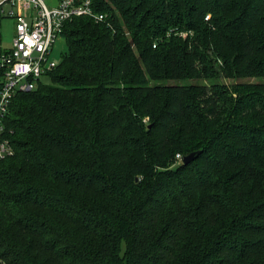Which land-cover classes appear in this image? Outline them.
<instances>
[{
    "label": "trees",
    "instance_id": "obj_1",
    "mask_svg": "<svg viewBox=\"0 0 264 264\" xmlns=\"http://www.w3.org/2000/svg\"><path fill=\"white\" fill-rule=\"evenodd\" d=\"M100 8L12 96L0 264H264V0Z\"/></svg>",
    "mask_w": 264,
    "mask_h": 264
},
{
    "label": "built area",
    "instance_id": "obj_2",
    "mask_svg": "<svg viewBox=\"0 0 264 264\" xmlns=\"http://www.w3.org/2000/svg\"><path fill=\"white\" fill-rule=\"evenodd\" d=\"M115 12L101 9L100 0H0V18L14 20L10 45L0 46V158L13 153L5 123L12 96L34 89L57 65L52 49L58 39L64 40L65 24L78 16L108 24Z\"/></svg>",
    "mask_w": 264,
    "mask_h": 264
},
{
    "label": "rangeland",
    "instance_id": "obj_3",
    "mask_svg": "<svg viewBox=\"0 0 264 264\" xmlns=\"http://www.w3.org/2000/svg\"><path fill=\"white\" fill-rule=\"evenodd\" d=\"M48 1V0H46ZM14 34V20L12 18L4 17L0 18V46L7 47L11 43L12 36ZM184 36V34H182ZM52 57L55 59L60 58V53L65 50V43L63 39H58L52 49ZM43 82L47 81L48 79L45 76L41 77ZM225 83L233 82V80L225 79Z\"/></svg>",
    "mask_w": 264,
    "mask_h": 264
},
{
    "label": "water",
    "instance_id": "obj_4",
    "mask_svg": "<svg viewBox=\"0 0 264 264\" xmlns=\"http://www.w3.org/2000/svg\"><path fill=\"white\" fill-rule=\"evenodd\" d=\"M199 153V150L191 151L182 157V162L187 163L191 161L197 154Z\"/></svg>",
    "mask_w": 264,
    "mask_h": 264
}]
</instances>
